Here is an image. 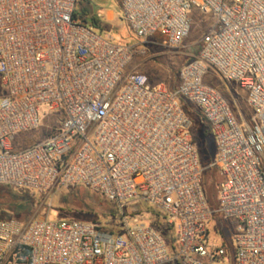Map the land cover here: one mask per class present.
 Here are the masks:
<instances>
[{
  "label": "built area",
  "instance_id": "obj_1",
  "mask_svg": "<svg viewBox=\"0 0 264 264\" xmlns=\"http://www.w3.org/2000/svg\"><path fill=\"white\" fill-rule=\"evenodd\" d=\"M91 1L0 0V186L48 195L88 188L117 205L122 232L49 216L0 219V264L222 263L227 251L210 234L216 215L236 264H264V0H118L136 45L115 43L80 13ZM196 13L212 24L174 90L132 68L147 45L184 47ZM210 72L246 91L251 125L207 84ZM187 109L215 140L217 210ZM51 116L60 121L42 141L16 147ZM138 201L167 216L175 252L160 231L125 215Z\"/></svg>",
  "mask_w": 264,
  "mask_h": 264
},
{
  "label": "rangeland",
  "instance_id": "obj_2",
  "mask_svg": "<svg viewBox=\"0 0 264 264\" xmlns=\"http://www.w3.org/2000/svg\"><path fill=\"white\" fill-rule=\"evenodd\" d=\"M89 6L95 15L101 13L106 17L111 12L114 13L113 16L111 15V21L109 23L113 25L112 33L116 40L115 43L130 45H136L138 43V39L131 35L128 26L122 20V8L118 0H92ZM78 10L82 13L81 5H79ZM193 19L194 24L192 32L190 37L185 41L183 45L184 47L178 50H170L157 45H147L146 47L149 51L148 56L137 57L132 68L138 66L140 72L146 73L149 76L152 84H161L169 90H174L179 83L178 74L180 68L185 63L188 64L190 62V57L187 56V53L192 54L198 52V44L204 38L212 24L211 17L204 16L200 13H196ZM158 41V39H152V42L154 43ZM178 52L180 54H178ZM206 78L207 84L215 87L225 96L229 95V97L232 98L230 100L233 101L236 109L240 106L246 112L248 110L249 112L251 111L247 106L245 98L240 95V87L235 82H225L214 72H210ZM5 92L6 89L0 81V100ZM189 112L192 121L194 122V131H197L198 128L203 125L190 109ZM43 120V124L38 131L29 134H22L17 137L15 142L17 148H27L42 141L60 121L57 116H51L48 118L44 117ZM195 137L198 138L197 133L195 134ZM206 143L208 153H205L204 160L201 159V163L204 167L203 189L209 205L213 210H217L219 207L218 190L221 177L210 167V155L214 154L215 140L211 136H208ZM19 193H29L30 198L35 201V209L26 219L28 221L33 218H45L47 216H49V219L52 221H59L62 219L83 220L86 222L93 221L95 223L100 221V217L94 214L99 209L97 207L98 204L96 206L95 201H98V199H104L95 192L87 190L85 187L64 189L56 191L50 195L40 194L39 192H36L38 193L36 194L31 191H20ZM3 203L4 205L7 204L0 199V208L4 207ZM147 207V203L138 201L131 205L126 212L127 215H130L129 217L133 218L137 216L149 225L146 220L148 216L147 214H144ZM7 216L11 217L14 216V214H7ZM220 226V217L216 215L213 224L210 226L211 240L217 247H224L227 251V255L224 257V262H216L215 264H236V248L232 234L229 229H226L224 235L221 233Z\"/></svg>",
  "mask_w": 264,
  "mask_h": 264
},
{
  "label": "trees",
  "instance_id": "obj_3",
  "mask_svg": "<svg viewBox=\"0 0 264 264\" xmlns=\"http://www.w3.org/2000/svg\"><path fill=\"white\" fill-rule=\"evenodd\" d=\"M82 13H84L87 17H89L92 24L95 27H97L100 31L102 32L112 31L113 25L105 20L98 19L94 15L90 6H87V5L82 6ZM187 113L191 115L188 109H187ZM196 133H197L198 138L195 137ZM193 136L199 146L200 158L204 160L205 153L206 152L208 153L206 139L208 136H210V133L206 127L201 126L198 128L197 131H194V128H193ZM212 156L213 154L210 155L211 158ZM86 189L89 191H92L88 188ZM20 191L27 192L29 190L18 189V188H14L11 186H0V199L3 202L7 203L5 205L3 203L4 207L0 208V219L1 220L14 218V219H18L23 222H28V220L26 219L34 211L35 206H36L35 201H33V199L30 198L29 193H19ZM96 194L100 195L99 193H96ZM100 197L104 200L98 199V201L97 200L95 201V204L96 206L98 204L97 207L99 209L94 214L100 217V221L96 224H98L101 227V229L107 232L121 233L122 227H123V222H122L123 216L119 208L117 207L116 204L108 201L102 195H100ZM126 211H125V215L129 217L130 215H127ZM145 211H144V214H147L148 216L146 220L149 223V225L161 232V234L164 236L165 240L167 241L168 245L170 246L172 252H175L176 250V245H175L176 231L173 226L168 224L167 216L164 215L162 212L156 210L149 204H148V207L145 209ZM7 214L8 215L14 214V216L9 217L7 216ZM89 222H93V221H89Z\"/></svg>",
  "mask_w": 264,
  "mask_h": 264
},
{
  "label": "crops",
  "instance_id": "obj_4",
  "mask_svg": "<svg viewBox=\"0 0 264 264\" xmlns=\"http://www.w3.org/2000/svg\"><path fill=\"white\" fill-rule=\"evenodd\" d=\"M111 13L114 15L113 12H111ZM178 54H180V53L178 52ZM187 56L190 57V59H189V61H190V60H191V54H188V53H187ZM185 64H186V63H185ZM185 64H184V65H185ZM184 65H183V66H184ZM183 66H182V67H183ZM182 67H181V68H182ZM181 68H180V69H181ZM179 72H180V70H179ZM178 75H179V74H178ZM217 76H218V75H217ZM218 77H219V76H218ZM206 79H207V78H206ZM240 95L243 96V97L245 98L246 103H247V106L250 108V106H249V104H248V101H247V93H246V91L240 88ZM226 97H227L228 100L230 101L231 106H232L233 111H234V114H235L237 120L239 121V123H241V124H249V125H251V124L253 123V111H252V109L250 108V110H251L250 112H249V110H248L247 112L244 111L240 106H238V108L236 109V108L234 107L233 101L230 100V99H232V98H230L229 95L226 96Z\"/></svg>",
  "mask_w": 264,
  "mask_h": 264
}]
</instances>
